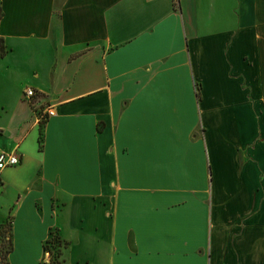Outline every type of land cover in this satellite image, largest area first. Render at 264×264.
Wrapping results in <instances>:
<instances>
[{"label": "crops", "instance_id": "0c3cea01", "mask_svg": "<svg viewBox=\"0 0 264 264\" xmlns=\"http://www.w3.org/2000/svg\"><path fill=\"white\" fill-rule=\"evenodd\" d=\"M1 5L9 264H264V0Z\"/></svg>", "mask_w": 264, "mask_h": 264}, {"label": "trees", "instance_id": "16d2710c", "mask_svg": "<svg viewBox=\"0 0 264 264\" xmlns=\"http://www.w3.org/2000/svg\"><path fill=\"white\" fill-rule=\"evenodd\" d=\"M4 16V12L1 5L0 0V21ZM8 52V48L6 46L5 40L3 37L0 36V58L4 57ZM197 97L199 98V92H197ZM44 126H45V118L43 116L40 117L39 122V136H38V143H39V150L43 149V142H44ZM9 221V232H11V217L9 216L6 221ZM5 227V221L0 225V236L3 235ZM7 247L5 248V245H3L2 249L0 251V264H9L8 262V256L13 250L12 246V240L11 235L8 238ZM70 246V242L64 240L59 235V232L57 229H53L49 233L48 239L43 243V251L45 254H48L49 260L48 262H44L41 264H68L65 259V253L67 249Z\"/></svg>", "mask_w": 264, "mask_h": 264}, {"label": "built area", "instance_id": "2783aa9c", "mask_svg": "<svg viewBox=\"0 0 264 264\" xmlns=\"http://www.w3.org/2000/svg\"><path fill=\"white\" fill-rule=\"evenodd\" d=\"M25 98L31 100L35 96V91L32 88H28L24 92ZM48 116L53 115V112H47ZM20 163V156L15 152L0 153V172L7 167H14ZM2 186L0 180V188Z\"/></svg>", "mask_w": 264, "mask_h": 264}, {"label": "rangeland", "instance_id": "374dc122", "mask_svg": "<svg viewBox=\"0 0 264 264\" xmlns=\"http://www.w3.org/2000/svg\"><path fill=\"white\" fill-rule=\"evenodd\" d=\"M5 227L6 228H4L3 235L0 236V251L6 249V247L8 245L7 244L8 243V238L10 236L9 229H7V227H9V221L8 220L7 221L5 220ZM3 245H5L4 249H2ZM35 260H36L35 256L30 257L28 259V264H37ZM12 261H13V264H25V262L23 261V258L19 257L18 255L14 256Z\"/></svg>", "mask_w": 264, "mask_h": 264}]
</instances>
